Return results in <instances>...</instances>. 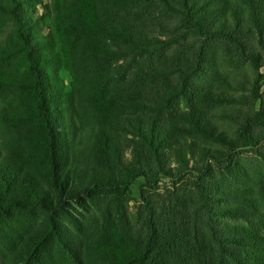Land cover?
I'll list each match as a JSON object with an SVG mask.
<instances>
[{
    "label": "trees",
    "instance_id": "obj_1",
    "mask_svg": "<svg viewBox=\"0 0 264 264\" xmlns=\"http://www.w3.org/2000/svg\"><path fill=\"white\" fill-rule=\"evenodd\" d=\"M52 1L42 35L40 0H0L13 25L0 45V264H264L262 198L232 183L237 144L205 113L236 102L231 83L197 85L212 42L248 63L254 94L238 98L249 112L238 131L260 143L264 0ZM12 44L19 83L1 68Z\"/></svg>",
    "mask_w": 264,
    "mask_h": 264
},
{
    "label": "rangeland",
    "instance_id": "obj_2",
    "mask_svg": "<svg viewBox=\"0 0 264 264\" xmlns=\"http://www.w3.org/2000/svg\"><path fill=\"white\" fill-rule=\"evenodd\" d=\"M52 0H40V4L36 8V14L33 19L38 21L42 16L44 19V26L42 29V35H47L52 33L49 32V28H52L51 16H52ZM13 30L12 23L4 16L0 15V45H5V43L10 42L11 33ZM12 44V47L9 48L6 52L7 59L5 60L2 68L3 72L7 70L12 73L15 81H24L26 77V65L24 63L23 55L21 50ZM57 50V49H56ZM175 48L172 51H167L164 56H170L174 52ZM206 67L205 69L209 72L204 83L198 82L197 85H205L211 82V78L217 74L220 76L226 77L230 81L229 88L224 89L228 96L235 97V103H224V104H214L207 106L205 108V113L208 118L211 120L216 130L220 133L226 135L229 139H232L237 144V150L234 151L236 166L231 176L232 180L242 187H249L254 192L255 196H258L261 203L264 204V135L260 143L254 147H248L239 136V124L243 117L249 113L248 106L244 103H239L243 100L244 97H250L254 94V79L256 77V71L248 64H238L233 60L229 53L228 47L222 42H212L206 50ZM260 74H264V67L259 69ZM58 76L61 78L63 85L66 91L70 90L72 83V76L70 72L66 69H61L58 71ZM176 84H180L175 79ZM193 83V82H192ZM195 84V83H193ZM233 87V90H232ZM264 93V86L261 88V92ZM13 97V95H12ZM241 98V99H240ZM10 96H3L0 94V106L7 104L10 100ZM264 100V94L261 99V102ZM186 99L180 97L175 103L177 109H185L187 102ZM260 106V102L257 103L256 109ZM198 144L204 145L205 147L211 149L220 148L216 144H210L199 141ZM128 157V154H127ZM222 181V180H221ZM220 181V182H221ZM142 180H139L131 187L132 191V200L129 203V214L130 218L133 221V226L138 227L136 224V215L137 207L139 205V195L138 189L139 185L142 183ZM169 182L164 180V189L169 188ZM228 185L222 184V189L227 190Z\"/></svg>",
    "mask_w": 264,
    "mask_h": 264
}]
</instances>
